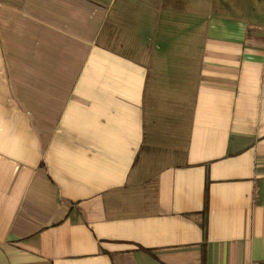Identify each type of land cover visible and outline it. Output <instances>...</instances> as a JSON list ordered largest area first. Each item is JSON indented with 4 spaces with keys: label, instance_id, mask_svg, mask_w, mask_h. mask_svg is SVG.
<instances>
[{
    "label": "crops",
    "instance_id": "1",
    "mask_svg": "<svg viewBox=\"0 0 264 264\" xmlns=\"http://www.w3.org/2000/svg\"><path fill=\"white\" fill-rule=\"evenodd\" d=\"M0 264H264V0H0Z\"/></svg>",
    "mask_w": 264,
    "mask_h": 264
},
{
    "label": "trees",
    "instance_id": "2",
    "mask_svg": "<svg viewBox=\"0 0 264 264\" xmlns=\"http://www.w3.org/2000/svg\"><path fill=\"white\" fill-rule=\"evenodd\" d=\"M207 184L208 182H206L205 187H204V203H203V210H202V214H206L207 211ZM203 228L205 227V224L202 226Z\"/></svg>",
    "mask_w": 264,
    "mask_h": 264
}]
</instances>
